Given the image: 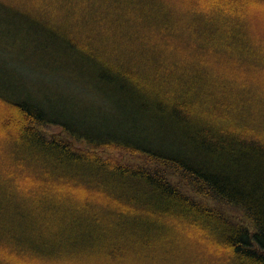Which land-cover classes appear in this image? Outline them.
<instances>
[{
  "label": "trees",
  "instance_id": "obj_1",
  "mask_svg": "<svg viewBox=\"0 0 264 264\" xmlns=\"http://www.w3.org/2000/svg\"><path fill=\"white\" fill-rule=\"evenodd\" d=\"M4 108L0 264H264V0H0Z\"/></svg>",
  "mask_w": 264,
  "mask_h": 264
},
{
  "label": "rangeland",
  "instance_id": "obj_2",
  "mask_svg": "<svg viewBox=\"0 0 264 264\" xmlns=\"http://www.w3.org/2000/svg\"><path fill=\"white\" fill-rule=\"evenodd\" d=\"M35 51H36V53H38L39 52V49L35 47ZM23 58H26L24 60L25 61L24 64H26V65H28V66L36 69V72H35L36 74H31V75H36L37 76L38 75L37 74L38 73L37 70H39V67L41 65L39 64L40 61H39V59H37V55L34 53V51L32 52L31 55H25V54H23ZM11 60H12L11 56L8 57V58H6V61H9L8 64H7V67L9 69L10 68L11 69H14L15 71L17 70L16 72H18L19 74H21V72L24 69L21 68L20 66H17L16 63H13L10 66V61ZM45 68L47 69L48 67H45ZM58 77H59V80H60V82L62 84V87L61 88H62V91H63L64 94H66V95H69V94L73 95V98L74 99L77 98V100L79 101V102H77V101H74V102H77L78 104H81V106H83V108H86V107L89 108L88 105H90V107H92V104H94L95 101H96V99L94 97L95 96L94 95V92L95 91L89 86V83L88 82H86V85L84 83H82L84 85H82L80 83H78L77 85H75V83H76L75 80H73V83H72L71 81L70 82H67V80L64 79L60 75ZM31 84L34 85L35 83H31ZM39 84L42 85V86H44L43 83L42 84L41 83H38V85ZM82 87H84V88L82 89ZM96 102L99 103L98 101H96ZM78 107H80V106H78ZM2 111H3L2 114L4 115V113H6L5 112L6 111L5 108L4 109H0V113ZM43 134H44V136H47V137L57 136L58 134H60V131H59V128H57V127H49V128H46V129L43 130ZM66 139L68 141H70V145H72L75 149H78V148L79 149H81V148L86 149V147L84 145L79 144L77 142L75 143V141L70 140L68 138H66ZM97 153H99V152H97ZM120 153L118 154L117 151H106L105 152V155L111 156L112 158H114L117 161H122L123 164H127V165L134 164L135 165L137 163L138 160L135 157L130 156L126 152H122L121 154ZM230 215H231V218L232 219H237L235 217L236 215H234V211H233V214L231 212Z\"/></svg>",
  "mask_w": 264,
  "mask_h": 264
}]
</instances>
